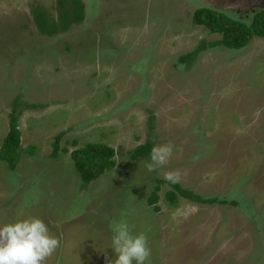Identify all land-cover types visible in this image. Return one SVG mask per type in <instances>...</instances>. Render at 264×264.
Returning a JSON list of instances; mask_svg holds the SVG:
<instances>
[{
	"label": "rangeland",
	"instance_id": "obj_1",
	"mask_svg": "<svg viewBox=\"0 0 264 264\" xmlns=\"http://www.w3.org/2000/svg\"><path fill=\"white\" fill-rule=\"evenodd\" d=\"M81 1L84 21L48 35L34 15L57 19L58 0H0V151L16 100L23 151L15 168L0 159V225L42 218L60 240L45 264H108L120 220L146 234L148 264H264V38L212 47L222 35L193 21L203 7L250 21L264 0ZM150 123L173 146L153 172L129 155ZM88 143L118 163L85 189L71 153ZM166 171L217 202L172 204Z\"/></svg>",
	"mask_w": 264,
	"mask_h": 264
},
{
	"label": "trees",
	"instance_id": "obj_2",
	"mask_svg": "<svg viewBox=\"0 0 264 264\" xmlns=\"http://www.w3.org/2000/svg\"><path fill=\"white\" fill-rule=\"evenodd\" d=\"M59 1V16L54 19L50 16L46 10H38L35 12L34 19L39 30L42 33L48 35H54L60 31H66L74 23H81L85 19L84 6L81 0H58ZM37 13V14H36ZM193 21L197 25L204 26L210 30L211 33L221 34L222 38L216 43H210L212 47L215 45H222L229 49L240 50L249 45L250 41L255 37L264 38V10L254 14V17L250 21L233 18L224 12H219L210 7H203L197 9L193 14ZM203 49L206 45L202 44ZM200 48L195 53H191L182 57V62L190 63L194 57L203 50ZM15 101L13 112L11 113L10 129L5 137L3 146L0 151V159L7 161L11 167L15 168L23 155L22 151V132L19 126V115L17 107L21 102ZM32 107H36L33 105ZM151 133L147 142L140 144L133 150L129 151L131 159H146L150 158L151 151L155 147V142L152 137L153 125L150 123ZM64 132L60 133L56 137L54 143L53 156L58 155L61 149V140L64 136ZM74 146H78V141L75 140ZM66 152L69 150L64 149ZM30 152V151H29ZM118 150L108 144L104 143H88L84 147H77L71 153L74 160V164L79 171L84 188H88L89 185L101 177L106 171L112 170L117 166ZM159 184H162L164 180L158 179ZM174 190L167 193V198L174 205L179 202L178 194L188 198L195 202L202 203H216V198H203L202 196L185 189L179 183H171ZM160 186H156V190L153 191L149 197V204L155 206L160 210L156 204L159 201L158 191Z\"/></svg>",
	"mask_w": 264,
	"mask_h": 264
},
{
	"label": "clouds",
	"instance_id": "obj_3",
	"mask_svg": "<svg viewBox=\"0 0 264 264\" xmlns=\"http://www.w3.org/2000/svg\"><path fill=\"white\" fill-rule=\"evenodd\" d=\"M172 155L171 144L153 147L148 171L163 168ZM164 179L175 184L179 182L180 174L166 171ZM110 228L112 237L109 248L113 249L115 258L108 264H148L151 248L145 233L134 234L124 220L111 223ZM59 246L60 240L40 217H25L0 225V264H45Z\"/></svg>",
	"mask_w": 264,
	"mask_h": 264
},
{
	"label": "flooded vegetation",
	"instance_id": "obj_4",
	"mask_svg": "<svg viewBox=\"0 0 264 264\" xmlns=\"http://www.w3.org/2000/svg\"><path fill=\"white\" fill-rule=\"evenodd\" d=\"M263 6V5H262ZM258 7V6H257ZM213 9V8H212ZM263 8H261V9H259L257 12H259V11H261ZM245 11H248V10H245ZM257 12H255L254 14H256ZM241 15V18L240 19H242L243 17H244V15H243V13H241L240 14ZM242 20H244V19H242Z\"/></svg>",
	"mask_w": 264,
	"mask_h": 264
}]
</instances>
